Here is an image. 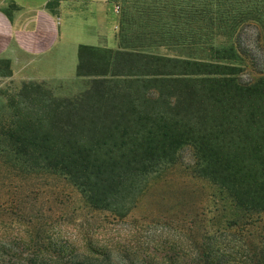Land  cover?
<instances>
[{
  "label": "trees",
  "instance_id": "trees-1",
  "mask_svg": "<svg viewBox=\"0 0 264 264\" xmlns=\"http://www.w3.org/2000/svg\"><path fill=\"white\" fill-rule=\"evenodd\" d=\"M187 4L182 43L178 33L151 32L116 50L80 47L77 73L94 77L80 97L58 98L33 82L9 97L0 116V163L28 182L0 185L9 191L2 212L11 197L21 198L18 191L42 192L45 184L35 180L55 179L78 191L91 210L124 219L180 151L191 148L192 173L215 189L219 227L192 239L189 259L180 264H264V74L244 83L237 63L243 52L216 43L249 23L264 31V1H218L214 11L209 0ZM166 40L185 53L146 50ZM101 51L110 54L108 63L88 71V60ZM34 247L16 259L0 239V264H48L49 250ZM73 264L94 263L84 252Z\"/></svg>",
  "mask_w": 264,
  "mask_h": 264
},
{
  "label": "rangeland",
  "instance_id": "rangeland-1",
  "mask_svg": "<svg viewBox=\"0 0 264 264\" xmlns=\"http://www.w3.org/2000/svg\"><path fill=\"white\" fill-rule=\"evenodd\" d=\"M218 1L227 0H209L212 11L217 8ZM228 1H240L243 4L251 2ZM118 2L119 23L122 20L124 24L121 26L120 23L115 48L121 44L124 47L123 41L128 46L137 45L139 34L151 32H158L159 36L164 37L178 33L179 42L184 41L185 23L189 19L187 0ZM221 42L234 44L243 52L237 63L242 65L239 77L244 83L264 74V31L260 25H242L233 37L217 38L216 43ZM150 43L149 40L146 44ZM169 43L168 40L165 43L158 42L146 50L168 55L185 53L183 48L165 46ZM109 59L110 54L103 51L96 53L88 60V71H102ZM15 67L17 74L23 73L22 78L35 72L19 70L21 66ZM36 71L43 73L48 69ZM53 71L56 74L75 75L54 82L33 83L44 84L58 98H78L93 84L94 77L79 76L71 62L57 66ZM17 77L12 64L0 58V116L5 112L4 106L9 97L17 93L23 84L31 82ZM178 158L174 167L149 184L137 206L124 219L116 218L108 211H93L86 207L79 192L63 180H35V183L45 184L42 192L32 193L27 188L18 191L22 193L21 198H16V195L11 197L6 207L8 212H2L1 209L4 200H9L3 198L2 194L9 191L0 190V199L3 198L0 200V239L11 247L16 259L27 258L28 251L35 245L46 247L50 252L48 264H73L76 255L84 252L91 255L94 264H180L189 259L188 246H191L192 239H202L216 232L219 216L214 205L215 189L192 173L190 167L195 162L192 149L184 148ZM0 182L3 186H22L28 181L7 172L0 163ZM21 200L24 204H17ZM60 251L64 253L60 254Z\"/></svg>",
  "mask_w": 264,
  "mask_h": 264
},
{
  "label": "crops",
  "instance_id": "crops-1",
  "mask_svg": "<svg viewBox=\"0 0 264 264\" xmlns=\"http://www.w3.org/2000/svg\"><path fill=\"white\" fill-rule=\"evenodd\" d=\"M119 13L118 0H0V58L22 81L54 82L75 75L53 70L71 62L76 73L82 46L114 49ZM15 66L35 72L22 78Z\"/></svg>",
  "mask_w": 264,
  "mask_h": 264
}]
</instances>
